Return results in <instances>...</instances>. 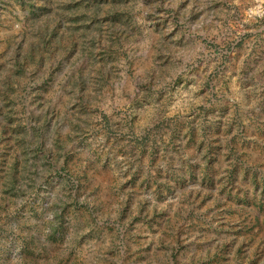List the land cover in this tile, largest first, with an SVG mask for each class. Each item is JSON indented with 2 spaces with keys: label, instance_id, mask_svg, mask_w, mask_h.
<instances>
[{
  "label": "rangeland",
  "instance_id": "1",
  "mask_svg": "<svg viewBox=\"0 0 264 264\" xmlns=\"http://www.w3.org/2000/svg\"><path fill=\"white\" fill-rule=\"evenodd\" d=\"M0 264H264V0H0Z\"/></svg>",
  "mask_w": 264,
  "mask_h": 264
}]
</instances>
